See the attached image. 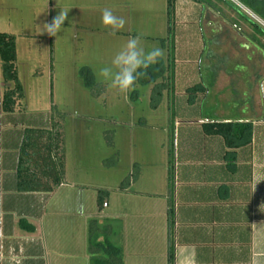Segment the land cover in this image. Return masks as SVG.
<instances>
[{"label": "crops", "instance_id": "1", "mask_svg": "<svg viewBox=\"0 0 264 264\" xmlns=\"http://www.w3.org/2000/svg\"><path fill=\"white\" fill-rule=\"evenodd\" d=\"M179 1H174L176 17ZM208 15L225 19L212 6L200 4L195 24L201 43L197 50L203 47L205 34L214 39L221 31L219 22L208 20ZM228 24L245 39L242 48L252 46L258 56L233 58L243 68L228 70L216 52L209 55L208 66L217 65L211 91H193L191 106L196 109L192 120L175 117L173 107L170 123L156 125L163 134L172 131L178 143L191 144L190 151L188 146L178 148L174 175L168 179L166 156L162 169L142 170L127 191L109 193L99 209L90 210L85 200L88 184L82 180H65L49 193L18 190L16 165L22 130L47 127L48 116L24 124L13 117L17 110L4 113L0 109V264H91L90 218L99 225L109 223V232H98L97 237L106 244V252L120 249L122 264H264V36L248 24L249 33L238 22ZM183 32L174 29V89L170 94L164 92L162 100L183 93L179 89L186 77L180 76L183 65L175 57L186 48L181 41ZM196 72L192 70V81L197 79ZM233 87L236 91H230ZM206 96L210 110L202 114L197 104ZM176 109L181 114L187 111L182 106ZM212 123L231 126L227 135L207 134L203 125Z\"/></svg>", "mask_w": 264, "mask_h": 264}, {"label": "rangeland", "instance_id": "2", "mask_svg": "<svg viewBox=\"0 0 264 264\" xmlns=\"http://www.w3.org/2000/svg\"><path fill=\"white\" fill-rule=\"evenodd\" d=\"M228 1L264 28V19L244 0ZM166 2L0 0V32L12 34L16 38L15 65L23 90L21 109L15 111L13 117L24 124L30 120L34 122V119L38 123V119L47 114V126L53 119L62 137L64 181L82 180L88 184L85 200L90 210L97 207L98 189L115 188L133 169V164L137 165L139 175L142 170L149 173L162 169L167 160L165 157L168 158V148L172 150L170 170L174 175L179 164L178 148L188 146L190 151L191 144L178 143L175 134L170 133V127L169 135L168 132L163 134L156 125L170 123L173 107L175 117L186 122L192 120L193 110L196 109L191 106L193 91H201L199 88L211 91L212 72L217 65L208 66L209 55L216 52L227 62L224 66L228 70L243 68L234 64L233 58L245 54L253 58L258 56L252 46L242 48L245 45L240 44L245 39L234 34L228 22H238L248 33L249 27L240 21L234 10L217 0H211V3L225 19L214 20L212 15H208L207 19L219 22L221 31L216 34L215 40L205 34L203 49L197 50L196 47L201 43L195 24L200 3L182 0L177 4L178 14L177 17L173 14L171 27L173 32L175 28L184 31L181 41L186 42V48H181L182 51L175 56L183 65L180 76L186 77L184 87L179 89L183 93L169 95L168 100L165 97L156 109H152L149 80L155 74L148 71L140 75L130 91L120 92L112 88L99 75V70L110 64L113 55L130 36H139L146 51L161 48L163 58L160 61L166 67V49L161 40L167 36ZM104 8L111 9L115 16L124 20L121 29L113 33L102 25L101 10ZM60 11L67 12L66 19L58 34L50 36L43 31V24L50 23ZM203 28L209 33V28L205 25ZM177 34L180 36L182 33L178 31ZM194 69L197 79L192 81ZM153 80L159 81L157 77ZM197 82L199 85H195ZM96 91L103 92L94 95ZM230 91L236 90L233 87ZM208 99V96L201 98L197 104L202 114L210 110ZM176 106H182L187 111L181 114ZM142 178L136 188L141 186ZM108 225L103 223L107 228Z\"/></svg>", "mask_w": 264, "mask_h": 264}, {"label": "trees", "instance_id": "3", "mask_svg": "<svg viewBox=\"0 0 264 264\" xmlns=\"http://www.w3.org/2000/svg\"><path fill=\"white\" fill-rule=\"evenodd\" d=\"M174 1L167 0L166 17H167V36L162 40V46L166 49V67H163L160 60L151 65L146 72L155 74L154 77L159 79L151 82L150 107L156 109L160 104L163 93L170 94L174 89V32L171 27V21L174 14ZM200 4L213 6L211 0H190ZM224 3L230 9L234 10L237 16L246 24L264 36V28L256 21L251 19L241 9L236 7L231 1L217 0ZM252 7L257 14L264 19V0H244ZM219 12V11H218ZM234 26L236 21H229ZM15 36L5 32H0V109L4 113H10L21 109L20 100L23 97L22 85L19 81L16 69V45ZM154 68V69H153ZM150 70H152L150 72ZM139 79V78H138ZM103 91H96L94 95H99ZM93 93V92H92ZM204 130L207 134H223L229 132L230 123L224 124H204ZM168 179L171 176V152L168 148ZM113 165V164H112ZM133 169L120 181L116 189H98L96 195V205L101 208L108 194L115 191H127L131 182L138 178V167L133 164ZM137 167V169H136ZM135 168V169H134ZM64 182V150L62 146L61 132L57 129V124L50 119L47 127H24L17 151L16 165V185L20 191H41L52 192ZM170 183V181H169ZM171 204V203H170ZM169 223L172 222L173 213L171 207L168 210ZM98 232L103 235L108 228L99 225L95 218L88 221V250L91 257V264H122L119 248H109L105 251L106 244L103 245L98 240ZM168 261H173L172 245L168 248Z\"/></svg>", "mask_w": 264, "mask_h": 264}, {"label": "clouds", "instance_id": "4", "mask_svg": "<svg viewBox=\"0 0 264 264\" xmlns=\"http://www.w3.org/2000/svg\"><path fill=\"white\" fill-rule=\"evenodd\" d=\"M66 13L60 11L50 23H44L43 31L50 36H56L64 24ZM101 23L114 33L123 27L124 20L115 16L111 9L104 8L101 10ZM162 58L161 48L146 51L140 43L139 36H130L122 48L113 55L110 64L100 68L99 75L112 88L120 92L130 91L140 75Z\"/></svg>", "mask_w": 264, "mask_h": 264}, {"label": "built area", "instance_id": "5", "mask_svg": "<svg viewBox=\"0 0 264 264\" xmlns=\"http://www.w3.org/2000/svg\"><path fill=\"white\" fill-rule=\"evenodd\" d=\"M105 205V204H104Z\"/></svg>", "mask_w": 264, "mask_h": 264}]
</instances>
